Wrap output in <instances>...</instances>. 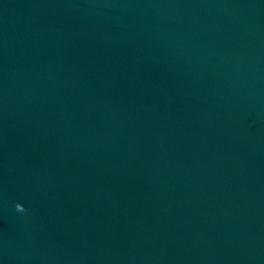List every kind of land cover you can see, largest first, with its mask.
Segmentation results:
<instances>
[{
    "label": "water",
    "instance_id": "water-1",
    "mask_svg": "<svg viewBox=\"0 0 264 264\" xmlns=\"http://www.w3.org/2000/svg\"><path fill=\"white\" fill-rule=\"evenodd\" d=\"M0 264H264V0H0Z\"/></svg>",
    "mask_w": 264,
    "mask_h": 264
},
{
    "label": "clouds",
    "instance_id": "clouds-1",
    "mask_svg": "<svg viewBox=\"0 0 264 264\" xmlns=\"http://www.w3.org/2000/svg\"><path fill=\"white\" fill-rule=\"evenodd\" d=\"M16 209H17L18 211H21V212H23V211H24V208H23V206H22V205H20V204H17V205H16Z\"/></svg>",
    "mask_w": 264,
    "mask_h": 264
}]
</instances>
